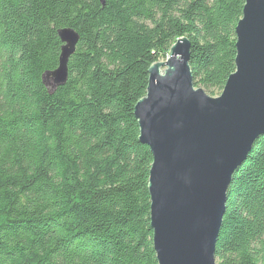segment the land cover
Instances as JSON below:
<instances>
[{"label": "trees", "instance_id": "16d2710c", "mask_svg": "<svg viewBox=\"0 0 264 264\" xmlns=\"http://www.w3.org/2000/svg\"><path fill=\"white\" fill-rule=\"evenodd\" d=\"M245 0H0V264H157L133 116L179 39L195 89L234 73ZM79 37L67 80L57 30ZM216 264H264V136L234 175Z\"/></svg>", "mask_w": 264, "mask_h": 264}, {"label": "water", "instance_id": "95a60500", "mask_svg": "<svg viewBox=\"0 0 264 264\" xmlns=\"http://www.w3.org/2000/svg\"><path fill=\"white\" fill-rule=\"evenodd\" d=\"M56 33L58 66L41 77L50 92L66 83L79 41L71 29ZM234 33L235 70L219 96L194 88L190 44L181 38L149 67L145 96L134 106L138 140L152 157L147 189L157 264H216L234 175L264 136V0H245Z\"/></svg>", "mask_w": 264, "mask_h": 264}, {"label": "rangeland", "instance_id": "374dc122", "mask_svg": "<svg viewBox=\"0 0 264 264\" xmlns=\"http://www.w3.org/2000/svg\"><path fill=\"white\" fill-rule=\"evenodd\" d=\"M164 61V60H163ZM162 62V61H161Z\"/></svg>", "mask_w": 264, "mask_h": 264}]
</instances>
